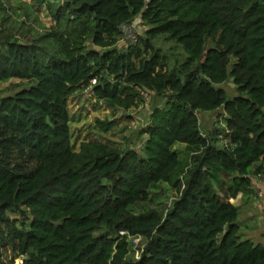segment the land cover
<instances>
[{
	"label": "trees",
	"instance_id": "16d2710c",
	"mask_svg": "<svg viewBox=\"0 0 264 264\" xmlns=\"http://www.w3.org/2000/svg\"><path fill=\"white\" fill-rule=\"evenodd\" d=\"M41 7L43 31L27 21ZM138 16L144 33L119 47ZM0 17V82L19 80L0 97V264H264L231 201L264 176V0H0ZM87 88L113 108L158 96L140 150L76 147L68 100ZM221 107L220 143L198 113ZM177 142L191 150L179 195L141 206L178 172ZM129 235L145 239L138 258Z\"/></svg>",
	"mask_w": 264,
	"mask_h": 264
},
{
	"label": "rangeland",
	"instance_id": "374dc122",
	"mask_svg": "<svg viewBox=\"0 0 264 264\" xmlns=\"http://www.w3.org/2000/svg\"><path fill=\"white\" fill-rule=\"evenodd\" d=\"M13 3L15 6L18 5L17 2L13 1ZM16 9L19 10L18 7ZM11 13L13 18L16 19L17 17L14 12L11 11ZM33 18H36V20ZM14 21L12 19L13 25ZM27 21L32 23L36 30L39 29L41 31L45 29V26L51 25L49 14L44 7L35 9L32 17ZM2 22L3 20L0 17V27L2 26ZM40 24H44L45 26H40ZM19 26L20 24L18 23L16 25L18 35L21 32L19 31L21 29ZM146 27L141 17H136L132 23L124 26V38L119 42L118 46L122 47L127 42L136 38V35L143 34ZM156 44L163 48V52L169 56L172 63L177 58L182 59L184 57L181 47H178L173 41L161 37L156 40ZM18 82V79L0 82V97L15 91ZM220 86L226 89L229 97L237 93L232 79ZM157 105L160 106L161 104L158 96L154 92L144 94V100L139 101L137 105L129 109L120 107L113 108L107 105L106 102L94 97L89 88L76 92L68 100V108L72 119L71 129L73 132V141L77 148L84 139H97L109 142L121 149L128 147L140 150L149 137L146 132L143 133V130L151 124L153 109ZM198 115L205 132L216 131L220 138V143L225 141L226 113L223 107L214 111H200ZM103 123L112 124H109V129L104 130L103 126L105 125ZM174 148L178 151L180 159L178 172L172 177V182L160 183L152 191L151 202L146 201L141 206L153 204L161 208L168 207L179 195L178 186H175L173 181L181 176L180 173L189 163L191 150L187 147V144L182 142H177ZM253 181V192L246 199H243L240 193L236 198H232L231 201L237 203L241 209L240 222L242 221L243 225L241 229L242 236L244 238H252L255 242L264 244V176L255 175ZM218 189L223 196L226 195L225 185L220 186ZM141 206H137V209H141ZM129 241L131 244L130 255L138 258L144 247L145 239L141 236H132L129 238ZM4 256L7 261L12 260L13 251L8 248L5 250ZM15 262L16 264H21L22 258L16 257Z\"/></svg>",
	"mask_w": 264,
	"mask_h": 264
},
{
	"label": "built area",
	"instance_id": "2783aa9c",
	"mask_svg": "<svg viewBox=\"0 0 264 264\" xmlns=\"http://www.w3.org/2000/svg\"><path fill=\"white\" fill-rule=\"evenodd\" d=\"M93 82H95V80H93ZM121 234H124V235H125V234H127V232H126V231H121ZM132 236H133V237H137V236H134V235H129L128 237L130 238V237H132Z\"/></svg>",
	"mask_w": 264,
	"mask_h": 264
}]
</instances>
